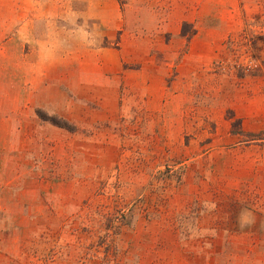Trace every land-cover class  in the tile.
I'll return each mask as SVG.
<instances>
[{
    "label": "rangeland",
    "instance_id": "rangeland-1",
    "mask_svg": "<svg viewBox=\"0 0 264 264\" xmlns=\"http://www.w3.org/2000/svg\"><path fill=\"white\" fill-rule=\"evenodd\" d=\"M0 264H264V0H0Z\"/></svg>",
    "mask_w": 264,
    "mask_h": 264
}]
</instances>
